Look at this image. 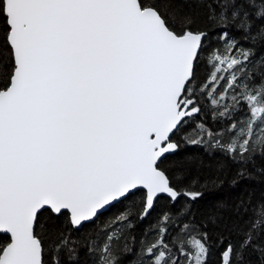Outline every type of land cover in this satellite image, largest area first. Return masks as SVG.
Returning a JSON list of instances; mask_svg holds the SVG:
<instances>
[{"label": "snow or ice", "instance_id": "obj_1", "mask_svg": "<svg viewBox=\"0 0 264 264\" xmlns=\"http://www.w3.org/2000/svg\"><path fill=\"white\" fill-rule=\"evenodd\" d=\"M183 3L204 4L210 30L191 12L162 13L157 0H0V233L9 237L0 264H77L81 248L85 264H119L133 252L134 218L146 219L161 195L185 204L158 214L146 230L154 237L140 240L128 264H208V234L190 218L203 193L198 178L182 183L193 157L161 165L184 147L235 163L264 158V23L253 34L264 0ZM214 40L223 48L214 51ZM201 67H210L212 84L200 87ZM221 81L230 96L209 91ZM205 92L215 108L210 121L196 122ZM237 176L253 178L244 168ZM113 205L121 210L94 238L72 235ZM43 212L64 217L47 251L36 231ZM247 224L238 249L220 238V264H239L249 247L264 260V242L254 243L264 200Z\"/></svg>", "mask_w": 264, "mask_h": 264}, {"label": "trees", "instance_id": "obj_2", "mask_svg": "<svg viewBox=\"0 0 264 264\" xmlns=\"http://www.w3.org/2000/svg\"><path fill=\"white\" fill-rule=\"evenodd\" d=\"M157 4L161 12L165 14L170 12L173 8L180 9L184 13L191 12L197 18V27L210 30L209 23L205 19L208 10L204 4H186L183 3V0H157ZM213 7H216V5L213 4ZM249 11L252 10L249 9ZM261 23H264V21H257L256 24L253 25V34L256 27ZM213 31L224 34L220 29H214ZM234 35L239 38L243 34L241 32H235ZM212 43L214 44V51L217 48H223L224 42H217L214 40ZM239 45L248 47L251 45V40L241 39ZM259 52H264V47H261ZM259 52L257 55H259ZM0 55L4 57L7 56L2 37H0ZM204 58L205 57L202 55V61ZM198 71L201 73L198 81L200 87L206 84H212L211 78L207 75V73L211 71L210 67H201ZM225 87L226 82L224 81L216 85V88H220V92L217 93V95L226 94V96H230L231 93H224ZM216 88H209V91H215ZM197 98L201 100L199 106L203 108V111L200 116L196 118V122H202V117L204 120L210 121L212 109L215 108V105L211 104V98L207 96L206 92L203 96H198ZM223 102L224 100L222 99L221 103ZM239 111L242 110L238 109V112ZM212 123L215 127V122L212 121ZM188 127L191 128V124H189ZM187 130L188 129H182V131ZM174 139H179V134L174 137ZM186 155H191L193 159L190 162H183V170H185L186 175L182 183L188 184L193 178H198L199 183L196 185V190L203 193L201 198L191 205L194 215L190 218L196 226L201 227L203 231L208 234L209 244L211 245L208 264H220V252L223 250V245L219 244L220 238L224 237L230 240L238 249L240 241L244 239L241 233L247 231V222L253 218V209L258 202L264 200V172L256 171V168L264 169V158L255 155L253 156L255 164L251 161L247 163H235L226 156H222L219 152H215L213 155L209 156L203 149L184 147L174 155L168 156L161 166L166 167L169 162L176 161L180 157ZM200 158H202L204 162L202 165L200 164ZM241 168L251 173L253 178L238 177L237 173ZM175 171H177V168H169V175H173ZM213 180H215L216 183H211ZM233 181L238 182L234 185ZM173 183H176L175 179H173ZM249 199L250 203L247 204L249 210L245 212L243 207H241L238 211V202L241 200L248 201ZM184 204L185 199L183 197L173 205H170L166 197H160L146 219L140 221L134 218L135 227L130 230L131 236L134 238L132 240L133 252L122 255L119 264H128L129 261H134L136 259V254L140 251V240L144 238L151 240L154 237L153 231H147L146 233V230L156 221L158 214L162 210L171 206L172 210L175 211V209ZM121 207V205H113L103 212L93 223L85 224L84 227L80 228L78 231H73L72 235L77 236L82 241L88 238H94L98 231L97 225L103 227L108 218L121 210ZM213 217L217 220L215 225L211 222ZM63 221V216L53 215L49 217L46 212L40 214V221L36 225V231L44 241L46 251L48 245L56 238L57 233L52 231L53 227L56 229L61 228ZM225 223L228 224V229L224 227ZM41 225L45 227L42 229ZM233 225H235L234 229ZM229 229L232 230L229 231ZM194 238V234L192 237H189V245L193 248ZM7 239L8 237L0 235V243L7 241ZM262 242H264V228L261 229L258 239L254 241V243ZM79 255L80 260L77 264H85L86 256L84 248L80 249ZM45 258L47 259V256ZM233 259L235 264V258ZM62 264H70V262L65 257H62ZM239 264H264V260H262L259 252L253 251V249L249 247L244 250L243 260H241Z\"/></svg>", "mask_w": 264, "mask_h": 264}, {"label": "water", "instance_id": "obj_3", "mask_svg": "<svg viewBox=\"0 0 264 264\" xmlns=\"http://www.w3.org/2000/svg\"><path fill=\"white\" fill-rule=\"evenodd\" d=\"M160 197H166L165 195H161ZM167 198V197H166ZM109 209V208H108ZM107 209V210H108ZM87 224V223H86ZM0 235H3V236H6V237H8L7 235H5V234H2V233H0ZM9 238V237H8Z\"/></svg>", "mask_w": 264, "mask_h": 264}, {"label": "rangeland", "instance_id": "obj_4", "mask_svg": "<svg viewBox=\"0 0 264 264\" xmlns=\"http://www.w3.org/2000/svg\"><path fill=\"white\" fill-rule=\"evenodd\" d=\"M227 66L226 65H224L223 66V68H226ZM213 88H216V85H215V87H213ZM225 93V92H224ZM224 96H226V94H223ZM222 100V99H221ZM221 102V101H220Z\"/></svg>", "mask_w": 264, "mask_h": 264}]
</instances>
